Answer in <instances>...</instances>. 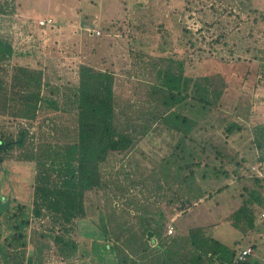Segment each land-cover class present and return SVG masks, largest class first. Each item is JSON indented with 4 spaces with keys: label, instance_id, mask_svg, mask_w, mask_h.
<instances>
[{
    "label": "rangeland",
    "instance_id": "obj_1",
    "mask_svg": "<svg viewBox=\"0 0 264 264\" xmlns=\"http://www.w3.org/2000/svg\"><path fill=\"white\" fill-rule=\"evenodd\" d=\"M0 4L7 7L0 14V36L14 50L12 57L0 62V133L15 141L24 134L23 145L3 153L0 163V264L17 263L14 258L6 260L9 254L21 262L32 255L40 264H117L110 230L124 223L126 239L132 237L128 232L140 238L144 232L138 216L146 213L145 207L168 209L162 199L154 204L145 190L142 177L158 168L159 157L150 155L152 145L139 138L137 148L144 154H112L104 165L106 189L89 195L87 217L76 220L65 234L73 242L68 255L58 252L50 217L33 216L28 195L34 190L38 164L29 157L49 146L64 150L77 142L75 99L82 66L114 75L119 124L141 126L149 121L150 128H154L150 112L159 115L166 108L160 104L166 94L159 85H164L167 70L181 74L179 94L186 100L175 109L191 117L192 106L184 104L193 105L195 98L210 101L214 111L204 117L211 124L204 125L209 130L201 140L226 154L247 157L241 174L248 182L264 179V137L253 133L255 128L264 131V0H0ZM45 21L51 24L42 26ZM97 27L100 35L92 32ZM219 103H224L223 113ZM235 108H242L245 115ZM231 125L235 129L229 133ZM169 153L166 147L159 156ZM227 183L236 185L232 180ZM222 201L204 208L212 218L204 224L216 223L209 234L222 242L237 235L238 250L252 248L243 262L264 264V211L254 230L245 234L235 230L236 234L224 222ZM199 210L194 208L189 217L194 223L205 217ZM17 226L26 237H18ZM57 232L61 234L58 228ZM148 243L154 249L158 240ZM136 257L140 262L141 255Z\"/></svg>",
    "mask_w": 264,
    "mask_h": 264
},
{
    "label": "trees",
    "instance_id": "obj_2",
    "mask_svg": "<svg viewBox=\"0 0 264 264\" xmlns=\"http://www.w3.org/2000/svg\"><path fill=\"white\" fill-rule=\"evenodd\" d=\"M6 11L7 7L0 4V14ZM95 29L92 31L94 34L95 31H100L99 27ZM13 54L12 45L0 36V62ZM167 71L164 85H159L166 94V99L160 100V104L166 108L159 115L154 110L150 112L154 127L150 128L149 121L141 126L131 122L119 124L113 89L114 75L110 71L81 67L80 86L75 99L79 128L77 142L64 150L49 146L46 152L43 150L41 154L29 157L38 164L34 190L28 195L33 203L32 214L36 219L50 217V231L54 232L53 241L59 253H70L67 249L73 242L70 243L64 236L72 231L76 220L87 217L91 210L86 201L89 195L106 189L103 186L102 171L109 157L112 154H139L141 151L144 154V150L138 149L137 144L140 143L139 138H145V144L156 149L152 148L150 155L159 157L158 168L142 177L143 183L147 185L145 190L154 204L157 199H162L169 205L164 211L145 207L146 213L138 216L144 232L140 234V238L136 236L138 233L128 232L132 237L126 239L124 231L128 227L124 229V223H120L122 227L110 230L116 240L111 251L117 252V264H249L248 261H238V254L243 251L237 249L238 240L225 244L209 234V227L216 223L213 221L209 225L204 224V221L209 222L211 218L204 208L208 205L211 207V202L223 200L224 222L231 223L244 234L254 230L260 211L264 210V179L256 177L249 183L241 174L246 160L240 158L239 153L226 154L219 147L215 148L213 144H206L201 140L209 130L204 125L211 124L204 117L214 111L213 105L208 100L195 98L193 105L184 104L192 106L191 117L181 114V110L175 108L183 105L186 100L179 94L182 75L173 73L171 69ZM36 99L39 100V97ZM47 102L51 107L58 108L55 101ZM222 106L224 103H219L218 109L223 113ZM248 109L249 106L247 111ZM235 111L245 115L242 108H235ZM208 117L207 120L211 119ZM156 122L159 123L158 128L155 127ZM209 127L216 131L213 125ZM234 129L235 126L231 125L227 132L232 133ZM258 133H261L260 130ZM23 138V133L16 141L7 139L0 133V163L3 161V153L13 149L15 145H23ZM166 147L169 148V155L163 154L160 157V152L164 153ZM259 147L262 145L259 144ZM159 148L163 149L157 152ZM206 153L212 156H206ZM173 157H178L179 160L175 161ZM229 180L236 185L227 183ZM194 208L200 209L205 216L198 218L199 223H194L189 218ZM171 222L176 227V232L168 234ZM21 224L24 225V222L21 221ZM17 228L18 237H26L18 226ZM57 228L61 234H56ZM122 238L126 243L120 244ZM152 240H158L154 249L148 248V242ZM137 254L141 255L140 262L136 260ZM15 255L19 256L18 253ZM149 257L152 259L149 260ZM10 258L16 259V264H40L32 255L27 260L22 259V262L12 254L6 255L7 261L11 262Z\"/></svg>",
    "mask_w": 264,
    "mask_h": 264
},
{
    "label": "built area",
    "instance_id": "obj_3",
    "mask_svg": "<svg viewBox=\"0 0 264 264\" xmlns=\"http://www.w3.org/2000/svg\"><path fill=\"white\" fill-rule=\"evenodd\" d=\"M51 24V21H45V22H42L41 25L42 26H47ZM98 35L100 34V31H97L96 32ZM173 231H174V227L171 225L169 226V229H168V234H173ZM252 253V248L251 247H248L246 249H244L243 251H241L239 254H238V261H244L246 260L247 256L248 255H251Z\"/></svg>",
    "mask_w": 264,
    "mask_h": 264
},
{
    "label": "crops",
    "instance_id": "obj_4",
    "mask_svg": "<svg viewBox=\"0 0 264 264\" xmlns=\"http://www.w3.org/2000/svg\"><path fill=\"white\" fill-rule=\"evenodd\" d=\"M248 106H249V105H248ZM249 108H251V106H250ZM258 130H260L261 133H258ZM253 133L256 134V135H257V133H258L257 136H260L259 138L264 137V131H263L262 128H261V129H260V128H255V131H254ZM239 142H241V141H239ZM242 145H243V144H242ZM244 148H245V147H244ZM239 154H240V153H239ZM244 158H245V159H248L247 157H244ZM263 170H264V168H263ZM263 211H264V210H263ZM230 224H231V223H230ZM230 227L233 228L234 231H235V230L238 231V230L235 229L232 225H230ZM236 231H235V233L237 234ZM226 239L229 240V241H225V242H224L225 244H229V243H232V242L235 241V240H238V239H237V235H236V236H235V235L232 236L230 239L226 237ZM234 239H235V240H234ZM112 261H113V260H112Z\"/></svg>",
    "mask_w": 264,
    "mask_h": 264
}]
</instances>
